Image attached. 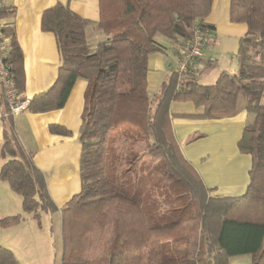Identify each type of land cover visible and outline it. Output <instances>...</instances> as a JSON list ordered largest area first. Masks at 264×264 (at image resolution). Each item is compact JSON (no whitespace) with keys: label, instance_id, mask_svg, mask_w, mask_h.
<instances>
[{"label":"trees","instance_id":"obj_1","mask_svg":"<svg viewBox=\"0 0 264 264\" xmlns=\"http://www.w3.org/2000/svg\"><path fill=\"white\" fill-rule=\"evenodd\" d=\"M106 42L87 45L86 28L94 23L56 4L43 12L41 29L54 35L60 59L59 75L46 92L34 96L31 113L61 109L77 78L87 82L82 123L81 187L61 209V264H229L248 255L250 264H264V0H231L230 20L245 24L246 35L235 54L236 72H222L210 86L198 84L190 67L171 73L157 93L146 90L148 59L191 38L202 26L204 38L213 31L203 20L212 0H99ZM0 10V20L13 16ZM17 93L24 92L22 54L14 34L2 29ZM1 106L3 140L0 180L21 197L22 212L40 221L54 214L45 178L17 135L7 105ZM190 101L197 119L218 120L246 111L254 115L237 144L251 157L249 183L236 198L211 197L199 174L184 158L171 125L170 105ZM48 131L70 132L59 125ZM116 146V147H115ZM115 147V149H114ZM131 148V166L161 177L174 195L164 213L136 191L119 186L113 172L121 166L117 151ZM121 154V153H120ZM146 157L143 161L142 158ZM122 178V177H121ZM20 214L0 220L3 228L18 225ZM0 264H20L0 246Z\"/></svg>","mask_w":264,"mask_h":264},{"label":"crops","instance_id":"obj_2","mask_svg":"<svg viewBox=\"0 0 264 264\" xmlns=\"http://www.w3.org/2000/svg\"><path fill=\"white\" fill-rule=\"evenodd\" d=\"M230 1L212 0L210 13L203 20L213 31L204 38L203 57L193 65V69L198 71V84L202 86L214 84L222 72L230 75L236 72L235 54L239 40L247 33V26L231 22ZM56 4H61L80 18L94 23L85 30L87 45L95 46L108 39L104 28L98 24L99 0H0L1 11L14 12L13 16L0 20V30H11L21 51L25 81L21 95L23 99L31 100L34 96L48 91L58 78L60 59L55 37L41 29L43 12ZM3 40L7 46L8 40ZM164 44L168 47L164 54H153L148 59L146 90L149 96L157 93L161 84L176 69L177 45ZM86 87L87 82L77 78L61 109L45 113H31L27 110L13 117L19 140L24 150L31 154L36 168L42 172L48 193L58 207L57 212L50 214V228L56 230L58 237L57 264H61L62 256L60 209L79 193L81 187V146L78 131L82 123ZM1 103L0 99V146L3 140V121L6 118ZM201 113L202 108H196L190 101L171 103L174 138L184 158L197 171L204 186L210 191L211 197H240L244 195L249 183L251 157L241 153L237 144L244 128L252 125L254 115L242 111L233 117L218 120L192 117ZM49 125L62 126L70 135L51 134L48 131ZM2 164L0 158V167ZM16 196L8 184L5 185L0 180V220L20 214L21 222L11 227L16 231L30 229L33 233L39 228V221L22 212V200ZM42 215L44 214L40 215V220ZM47 215L49 214H45ZM237 257L239 256L230 258L229 264ZM246 258L232 264H250V257Z\"/></svg>","mask_w":264,"mask_h":264},{"label":"rangeland","instance_id":"obj_3","mask_svg":"<svg viewBox=\"0 0 264 264\" xmlns=\"http://www.w3.org/2000/svg\"><path fill=\"white\" fill-rule=\"evenodd\" d=\"M131 151V148H126L116 152L122 161L121 166L119 168L117 166V169L112 173L113 176L118 177L117 184L136 191L142 199L153 207L154 212H166L171 205L170 200L174 196L171 192V186L161 177L150 176L148 170H140V165L130 167L133 157ZM142 160L145 161L146 157H143ZM14 195L17 194L14 193ZM16 197L21 199L19 195ZM50 216V214L42 215L39 228H36L33 233L26 228L19 231H16L14 227L0 228V246L11 250L21 264H57L58 237L56 230L50 228L52 225ZM246 257L248 256H239L236 260H231V264L240 259H247Z\"/></svg>","mask_w":264,"mask_h":264},{"label":"built area","instance_id":"obj_4","mask_svg":"<svg viewBox=\"0 0 264 264\" xmlns=\"http://www.w3.org/2000/svg\"><path fill=\"white\" fill-rule=\"evenodd\" d=\"M1 29V28H0ZM204 32L202 26L196 24L192 27V35L183 48L178 51L176 58L175 72L179 75L187 72L198 59L203 57ZM8 48L2 38L0 30V95H2L8 113L12 117H16L28 110L30 99H20V95L16 91L15 81L11 71V65L7 60Z\"/></svg>","mask_w":264,"mask_h":264}]
</instances>
